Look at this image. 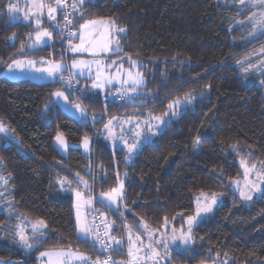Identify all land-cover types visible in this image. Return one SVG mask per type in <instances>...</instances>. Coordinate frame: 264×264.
I'll list each match as a JSON object with an SVG mask.
<instances>
[{
  "label": "trees",
  "instance_id": "16d2710c",
  "mask_svg": "<svg viewBox=\"0 0 264 264\" xmlns=\"http://www.w3.org/2000/svg\"><path fill=\"white\" fill-rule=\"evenodd\" d=\"M8 3L0 0V73L24 57L70 63L64 29L54 32L51 45L31 49L38 29L33 22L11 19ZM250 13L231 0H87L73 10L75 31L83 20L95 19L125 29L122 52L113 57L140 62L148 92L139 97L145 102L118 105L92 92L89 83L88 94L82 95L78 79L71 98L81 100L88 120L52 103L51 93L64 89L63 84L0 74V124L8 131V139L0 135V170L10 190L9 204L0 211V264H39L40 253L51 250L99 256L94 241L81 239L74 196L59 182L85 185L99 198L122 177L124 206L114 210L113 236L123 231L122 224L136 231L142 224L153 230L168 223L181 226L195 214L201 193H222L224 203L195 227L187 251L170 252L171 263L264 264V199L247 202L233 190V181L242 175L240 158L264 165V73L245 75L240 66L264 42V36L250 40L238 27ZM189 94L196 97L194 105L144 143L132 162L103 134L114 116L163 115L169 103ZM58 132L69 142L67 155L55 144ZM85 137L93 141L90 156L81 146ZM26 218L47 225L43 234L32 236L30 250L20 246L16 235L19 220ZM145 242L146 251L150 241ZM115 255L129 261L126 254Z\"/></svg>",
  "mask_w": 264,
  "mask_h": 264
},
{
  "label": "rangeland",
  "instance_id": "374dc122",
  "mask_svg": "<svg viewBox=\"0 0 264 264\" xmlns=\"http://www.w3.org/2000/svg\"><path fill=\"white\" fill-rule=\"evenodd\" d=\"M52 1L55 3V0H52ZM74 2H77V4H78V0L77 1L72 0V4ZM85 2H86V0H85ZM29 4H32L31 0H29ZM255 12L257 13V15L259 14V10L255 11ZM115 27H116V29H120L117 26H115ZM57 28L59 30L64 29L63 23H61V22L57 23ZM80 31H82V30H79V32L75 31L76 35L73 37V39L71 41V47L80 45V43H81L80 38H79L80 37ZM256 32H258V31H256ZM84 41L85 42H84L83 48L86 50L72 51L71 47L69 50L70 70H72L71 72L74 75V77L75 76L79 77V79L81 81H83L82 82L83 87L81 89L82 95L88 94L87 83H89V87L91 88L92 92H98L99 91L104 95L108 94L109 95L108 97L113 98V96H112L113 89H117V90L121 91L125 95V97L127 96L126 97V103L127 104L128 103H139V102H145L146 101V99H143V98L133 99L131 97V95H133V94H135V95L139 94L141 96H146V94L148 93L146 90V79H145L143 72L141 70L142 64L140 62H138L137 60L132 59L131 57H129L128 63L125 61L124 62L120 61V59L117 57H113V54L115 53V49L118 46L119 38L116 35V33L114 31H112L111 28H106V27L101 28L100 25H95V27L92 28L91 32L85 33ZM108 41H112V43L108 44ZM105 45L108 46V50H105ZM42 46H45V45H42ZM263 57H264V46L262 49L254 52V53L249 52L248 54H246V56L244 57V59L240 63V66L243 70V73L245 75H253L252 73L263 74L264 73V59H262ZM254 58H257V59L254 60ZM17 60H22L25 62L28 60L35 61L36 62L35 67L36 68L48 67L52 64H61L62 70L60 73L57 74V76L60 75L61 73H63V71L67 69V63L65 62V60L56 61V60H51V59H46V58H36V57H24V58H19ZM73 60L77 61V63H78V66L75 68L72 66ZM133 62H134L135 66H133ZM248 62H251V67H249L247 65ZM11 65H12L13 69H15V71L13 73H10L8 70V67H6L3 70V72H1L0 74L4 75L10 79H13V80L30 79V80L35 81V82H53L54 81L53 79L49 78L46 73L42 74V73L34 71L32 67L27 65V63H25L23 69H16L15 65L13 63H11ZM245 69H247V71H245ZM129 71H131L133 74L139 72L143 75V78H144V85L137 88V90L135 92H133L131 90V82H129L128 84L122 83L123 80L128 79L127 74ZM98 74H99V80L97 79ZM108 80H111V83H108L107 82ZM93 83H102L104 86L102 88H94L92 86ZM64 86H65V88L61 89L60 91H63L65 93V95L68 96L69 99H68L67 103H65L61 99L58 106L60 108H62V110L73 115L76 118H79V119L84 118V119L88 120L89 119V113L87 112L84 104L78 98L72 99L71 96H72L73 92H72L71 88L67 85H64ZM76 94L77 93H75V95ZM54 99L56 100L57 98L54 96ZM184 100H185V97L177 99L176 101H174V102H177V101L180 102V104H179L180 113L191 108L194 105V101H195V100H193L191 104H188L187 106H185V104L183 103ZM73 103L79 104L81 106V108L84 110L83 116H82L80 110H78L72 106ZM150 114L152 116H161L165 120L168 119V117H166V116L155 115L152 113H148L145 116H140L139 114H129L128 116H114L112 119L111 118L108 119L105 124H107L108 121L111 120V125H109V128L111 129V132H112V135L110 136L111 142H112L111 146L113 148H118V146H119L118 144L122 140H123V142L127 141L129 143H132L133 140L138 139V137L135 136L136 131H140L142 137L143 136H151V133L147 131V127H146V123H145L146 121H149L151 119ZM179 116L173 117L172 120L177 119ZM151 123H152L153 130H154L155 126L157 124V121L151 120ZM137 125H139V128H137ZM161 127H163V125H161ZM103 128H104L105 132L108 133V135H109V130L105 129V127H103ZM4 133L8 134L7 129ZM156 136L151 137V141H153ZM121 137H123V139H121ZM64 138L66 139L65 136H64ZM87 139L89 141V151L86 152L84 149V152L88 156H90L93 152V141L89 137H87ZM66 142H67V145L69 146V142L67 141V139H66ZM55 144L57 145V147L60 149V151L64 155H67L68 147L66 150L63 148H60L56 142V139H55ZM81 146H82V148H84L83 143ZM198 148H199V144H198ZM126 152H127V156H128L129 155L128 149L126 150ZM133 158L134 157L132 155L131 160L127 159V161L132 162ZM242 161H243V164H242ZM239 165H240V168L242 171V175L240 176V178L235 180V181H239V185L233 183V190L235 192H237L238 194H239V191H236V188L238 186L243 188L245 185V175H244L245 167L252 168V166L255 165V169L253 171H251L248 175V179L251 181H254V182L257 179L256 172H259L262 169H264V165H262V164H253L252 165V164H249L247 160L242 159V158L239 159ZM121 182H123V195H122V198L118 199L115 204L106 200V198L103 197L101 195V193L99 194V196H100L99 198H101V200H104L108 205H110L114 210H116L118 212L124 206L123 205V197H124V192H125V184H124L125 178L122 177L121 180L119 181L118 185L115 188H119ZM83 187L84 188H77L76 187L77 190L75 189L74 191L76 192L79 190V192L81 193V197H80L79 201L78 200L76 201V205H78V211L80 213L81 222L84 224H88V221H87L88 215H86V213L82 209H83V207L86 208V205H84L86 200H89L91 205H92V199H91L92 195L91 194H94V193H91V194L87 193L86 187L85 186H83ZM261 187H264V185H262ZM9 191L10 190L8 188V179L2 174V172L0 170V211L5 209L9 204V199L7 198ZM203 194L204 195H202V193H201L196 198V201H195L196 206H197V199L198 198L201 202H204L205 196L211 197L213 195V194H209V193H203ZM215 194H217V196H218L217 204L213 206L212 212L207 213V214H203V213L201 214L203 219L211 216L214 213V211L224 203V195H220L221 193H215ZM239 196H240V194H239ZM259 196H260L259 192H254L252 200H254L256 197H259ZM251 201H247V202H251ZM76 214H77V212H76ZM203 219H198L197 224L193 226L192 240L189 242L188 245L181 244L179 240L176 241V244L180 245V250L193 245V243H194V229ZM145 225L146 224H143V226H141L140 230H137V231L133 230V229L127 230V240L129 242V244L132 243L134 248H136V247L141 248L140 252H143L145 250V248H144V245L146 243L145 238L150 242H154L155 240H159L161 238H168V244L170 246L169 247V253H170L176 248V244L172 243L170 237L173 235L179 237L181 235V229H183L184 231L187 230V220L181 226H175L174 224L168 223L166 225V227L162 230H153L148 226H147V230H145V227H144ZM34 226L37 229L35 234L33 233ZM46 228L47 227H44L39 222H37V223L31 222L27 218L26 219H20L18 222L17 233L21 229H23L24 234L29 238V242H30V239L32 238V236L41 235V233H43ZM148 232L152 233V240H149ZM129 235H131V241H129ZM138 236L140 237L139 240L137 239ZM17 238L19 240L18 236H17ZM123 239H124V235H123ZM155 245L158 247L157 244H155ZM159 245L161 246V247L159 246V248L161 250H163L162 244H159ZM25 249L30 250L31 248H25ZM61 251H67V250H51V251H45V252L59 253ZM139 254L140 253H138V255ZM39 264H57V256L53 255L51 257V261H50L48 256L42 257L40 255L39 256Z\"/></svg>",
  "mask_w": 264,
  "mask_h": 264
},
{
  "label": "snow or ice",
  "instance_id": "6c2138e0",
  "mask_svg": "<svg viewBox=\"0 0 264 264\" xmlns=\"http://www.w3.org/2000/svg\"><path fill=\"white\" fill-rule=\"evenodd\" d=\"M239 4L241 5H245V0H238ZM32 3V7L28 10L24 12V19L25 20H29L30 17L34 16L35 17V24L37 25V28H40V25L42 23L40 16L43 14V9L47 8V13H48V19L49 20H55V15L54 13L57 12V6H65L66 4V0H55V6L53 5H47L44 3V0H31ZM85 0H78V4L79 5H84ZM78 4L76 2H74L71 7L76 10L78 8ZM257 6H259V14L257 15L256 12L252 13V17L250 19H252L253 22V30L254 31H259L260 33L264 34V0H248V4L246 5V7H252V8H256ZM7 12L10 16L11 19H19V16H16L14 14L19 13L20 12V7L18 5V3H12L11 0H9V3L7 4ZM32 9H35V11H33ZM83 15V14H81ZM65 19H67V16H65ZM68 23L71 24L72 21L68 20ZM101 24V21L99 20H83L82 23L79 24V29L82 30L80 31V45L78 46H72L71 50L72 51H81V50H86L83 48L84 45V36L86 32H91L92 31V27L95 25H99ZM106 28H111L112 30H117L119 32H124L125 29L120 28V29H116L115 27V22L113 21L110 25H105ZM31 35V34H30ZM70 35H76V33H70ZM14 38V37H10ZM47 38V40H51L52 39V32L48 31L47 29H42V30H37L35 33V44H45L47 42V40L45 39ZM112 41H108V44H111ZM105 50H108V46L105 45ZM20 51H23V45L21 46ZM115 51L119 52L120 48L117 46V48L115 49ZM12 63L15 65L16 69H23L25 63H27L28 66L32 67L34 71L39 72V73H46L47 76L51 79H53L54 81L57 79L63 80V76H57L58 73L61 72L62 70V66L61 64H52L48 67H41V68H36L35 61L32 60H28V61H22V60H13ZM72 66L75 68L78 66L77 61L73 60V64ZM133 66L134 62H133ZM249 67H251V65H249ZM8 70L10 73H13L15 71V69H13L12 65L10 64L8 66ZM245 71H247V69H245ZM82 74V73H81ZM128 79L123 80L122 83L124 84H128L129 82H131V90L133 92H135L137 90V88H139L140 86L144 85V78L143 75L139 72L133 74L131 71L128 72ZM97 79L99 80V74L97 76ZM108 83H111V80L107 81ZM262 83H264V81H261ZM94 88H102L104 85L102 83H93L92 85ZM207 87H210V85H207ZM52 96H55L57 99L55 101H52L53 104H57L59 105L60 100L62 99L65 103H67L68 101V96L65 95V93L63 91L57 90L53 93H51ZM203 97V93H201V98ZM196 97L192 96V95H187L185 97V100L183 101V103L185 104V106H187L188 104H191L193 100H195ZM179 104L180 102H174V103H169L168 104V110L165 111L163 113V116L168 117L167 120L163 119L161 116H152L150 114L151 119L149 121H146V127H147V131L151 133V136H141V132L140 131H136L135 132V136L138 137V139H135L132 141L131 144H129L127 141H124V145L125 147H127L128 149V153L129 155L126 157V159L131 160L132 158V153L138 151L140 149V147L142 146V143H149L151 142V137L156 136L158 134H163L164 130L171 124L172 122V118L173 117H177L179 116L181 113L179 111ZM74 108L78 109L81 111V114L83 116V112L84 110L81 108V106L79 104L73 103L72 105ZM45 107L47 108L48 105H45ZM93 119H95V117H93ZM151 120H155L157 121V124L155 126V129L153 130V126L151 123ZM109 125H111V120L108 121L107 124L104 125L105 129L109 130V136L112 135L111 129L109 128ZM161 125H163V127H161ZM137 128H139V125H137ZM6 129L3 126V124H0V132H5ZM107 138V137H106ZM56 142L59 145L60 148L63 149H67L68 145L66 142V139L64 138V134L61 132H58L56 137ZM121 139H123V137H121ZM197 144H199V141H197ZM83 147L85 149V151H89V141L87 139V137H85L84 142H83ZM243 164V161H242ZM255 169V165L252 166V168H248L245 167L244 170V175H245V185L243 188L241 187H237L236 191H239L240 194V198L246 201H251L253 199V193L254 192H259L260 199H264V187H261L262 185H264V169H262L259 172H256V181H251L248 179V175L251 171H253ZM234 184L239 185V181H233ZM101 195L103 197L106 198V200L110 201L111 203L115 204L117 202L118 199L122 198L123 195V182L120 183L119 188H112L110 191L108 192H102ZM202 195H204L202 193ZM220 195H223L222 193ZM76 197L77 200L79 201L80 197H81V193L79 191H76ZM217 200H218V196L217 194H213L211 197L205 196L204 197V202H201L199 200V198L197 199V206L195 208V215H191L187 218V230L184 231L183 229H181V235L179 237L173 235L170 237L171 241L173 244H176V241L179 240L181 244L184 245H188L189 242L192 240V231H193V226L197 224L198 219H203L202 217V213L203 214H207L212 212L213 210V206L217 204ZM99 203L104 204L105 201L104 200H100ZM78 208V205H77ZM165 220H167V218H165ZM39 223L41 225H43L44 227H47V225L44 223V221H39ZM76 225L78 228V232L80 234H82L81 239L86 242L87 239L90 236H94V243H99L100 244V248L102 251H107L108 249L111 248V244L110 243H106L104 240L99 239V232L97 230L96 234H93V231L90 227H88L86 224L81 222V217H80V213L77 210V214H76ZM145 230H147V225L144 226ZM37 231V229L33 228V233L35 234ZM43 234V233H41ZM107 235V233H105ZM19 237V243L20 246L23 248H32L33 245L32 243L29 242V238L24 234L23 229H21L17 234ZM148 237L149 240H152V233L148 232ZM109 239L111 241H114L117 245H120L121 241L117 240L116 237L111 236L109 237ZM137 239L139 240L140 237L138 236ZM129 241H131V235H129ZM155 244H162L163 246V250H164V254L165 255H169V244H168V238H161L159 240H155L154 241ZM147 247L149 248L148 252H145L144 256L141 257L138 255V253L141 251V248L133 247V244L130 243L129 247H128V257H129V261L128 264H138V262L141 259H154V258H159L161 256L160 251L155 248L153 246V244H149L147 245ZM111 250L113 252H119L120 249L119 248H111ZM175 251L179 252L180 251V245L176 244V248L174 249ZM184 251H187V248L184 249ZM40 255L42 257L44 256H48L49 260L51 261V257L53 255L57 256V264H73V261H79L80 264H119V262L117 261H113L112 260V256L109 255L106 259H104L103 261H101L99 259V257L96 258L95 261H90V258L88 256H86L83 253H79L74 252L72 250H68V251H61L59 253H51V252H41ZM155 264H159V260L156 259L155 260Z\"/></svg>",
  "mask_w": 264,
  "mask_h": 264
},
{
  "label": "crops",
  "instance_id": "0c3cea01",
  "mask_svg": "<svg viewBox=\"0 0 264 264\" xmlns=\"http://www.w3.org/2000/svg\"><path fill=\"white\" fill-rule=\"evenodd\" d=\"M77 1V0H75ZM87 1V0H86ZM13 3H18L19 7H20V12L19 13H16L14 15L16 16H19V19H14V21H23V22H33L35 24V17L32 16L29 18V20H25L24 19V12L25 11H28L31 7H32V4H29V0H13ZM44 3L47 4V5H53L55 6V3L52 1V0H44ZM77 3V2H76ZM231 4L232 5H236L237 7H239L240 9H249L251 11L250 15L244 20V21H239L238 22V27H240V29L242 30L243 34L245 36H247V38H249L250 40H255V39H258L260 37H263L264 34L260 33L259 31L256 32L253 30V22H252V19H250L252 17V13L255 12V11H260L259 9V6H257L256 8H252V7H246V5L248 4V0H245V5H241L239 4L238 0H231ZM81 5L78 4V8L80 7ZM77 8V9H78ZM33 11H35V9H32ZM55 15V20H49L48 19V13H47V8L43 9V14L40 16V19L42 21L41 25H40V28L38 29L37 28V25L35 24L36 28L38 30H42V29H47L48 31L52 32V39L51 40H47V38H45L47 40V42L45 44H35L34 41H35V34L33 35V38L31 40V49H34V50H37V49H40L42 47H45V46H48V45H51L54 41V32L55 31H58L59 27L57 28V23L61 22V7L60 6H57V12L54 13ZM95 20H99L101 21V24H99L101 26V28L105 27V25H110L112 23V21L110 20H106V19H95ZM116 26V25H115ZM95 26H93L92 28H94ZM116 33V35L118 36L119 38V41H118V47L120 48V51L117 52L115 51V53L113 55H117L119 53L122 52V45H121V38L122 36L125 34V31L124 32H119L117 30H112ZM37 45V46H36ZM42 45H45V46H42ZM42 46V47H41ZM117 46V45H116ZM264 46V42L260 45V46H257L255 47L254 49H252V53L262 49ZM71 47V46H70ZM70 50V49H69ZM120 59V61H125L128 63V60H129V57H117ZM257 58H254V60H256ZM264 59V57L262 58ZM252 62V61H251ZM251 62H248V66L251 65ZM72 71V70H71ZM257 71V70H256ZM76 77V76H75ZM77 79H79V77H76ZM99 92V91H98ZM100 94H102L101 92H99ZM104 95V94H103ZM135 94L131 95V97L133 99H136L134 97ZM106 96V95H105ZM107 96H109L107 94ZM127 97V96H126ZM125 102H126V98H125ZM129 114H123L121 116H128ZM144 116V115H143ZM112 119V118H111ZM139 123V122H138ZM137 124V123H136ZM103 134L105 136V138L110 142V144L112 145V142H111V138L110 136L108 135V133L105 132L104 128H103ZM129 143V142H128ZM131 144V143H129ZM144 143H142V146H143ZM118 148H121V149H124L125 151L127 150V147H125L124 145V142L123 140L120 141V143L118 144ZM141 146V147H142ZM140 147V149H141ZM139 149V150H140ZM60 150V149H59ZM84 150V148H83ZM138 150V151H139ZM134 152L132 153L133 157L137 154V152ZM61 152V151H60ZM62 153V152H61ZM63 154V153H62ZM64 155V154H63ZM60 186H61V189L64 191V192H71L74 196V208H75V212H77L78 208H77V205H76V201H77V197H76V192L74 191L75 189L77 190V188H73L71 187V185L65 181V180H62L59 182ZM84 185V184H83ZM85 186V185H84ZM79 191V190H78ZM100 197V196H99ZM101 199V198H100ZM106 203V202H105ZM107 204V203H106ZM86 205V208L83 207V211L86 213V215H88V224H86L88 227H90L93 231V234L95 235L96 232L94 231L93 229V226H92V222H91V210H92V205L90 203L89 200H86L85 201V204ZM108 205V204H107ZM110 206V205H108ZM111 207V206H110ZM112 208V207H111ZM113 209V208H112ZM114 210V209H113ZM108 221H109V225L111 227V231L112 229L114 228V226L116 225V221H115V216H108ZM120 226V225H119ZM143 226V224H142ZM120 229H122L123 231H121V233L119 234L118 237H116L117 240H120L121 243L120 245H117L115 243V247L116 248H119L120 249V253L121 254H126V256H128V247H129V242L127 240V230L128 229H133L135 230L134 228L130 227V226H126L124 224H122L120 227ZM80 237L82 236V234H80ZM123 235H124V239H123ZM88 239L94 241V236H90ZM124 242V243H123ZM158 246H160L159 244H157ZM161 247V246H160ZM144 248H146V244L144 245ZM139 256L143 257L144 254H145V250L143 252H139ZM129 258V257H128ZM138 264H152L151 261L149 259H141Z\"/></svg>",
  "mask_w": 264,
  "mask_h": 264
},
{
  "label": "built area",
  "instance_id": "2783aa9c",
  "mask_svg": "<svg viewBox=\"0 0 264 264\" xmlns=\"http://www.w3.org/2000/svg\"><path fill=\"white\" fill-rule=\"evenodd\" d=\"M72 5V0H66V4L65 6H60L61 7V16H62V21H63V26H64V35H65V45H66V60L68 59V55H69V48L71 45V41L73 39V35H70V33H75V28H74V23H73V8L71 7ZM65 16H67V19H65ZM68 20H71L72 23L69 24ZM67 69L63 71V73H61L59 76H63V80L57 79L55 80L57 83H61L63 85H67L71 88V90L74 93L78 92L79 89V82L77 81V79L74 77V75L72 74L71 70H70V63L67 62ZM112 96L113 99L115 101V103H117L118 105H121L124 102L125 99V95L117 90L114 89L112 92ZM0 135L2 137H5L8 139V136L6 133L4 132H0ZM91 199H92V226L95 230V232H99V239L104 240L106 243H110L111 244V248H115V242L111 241L109 239V237L112 236V232H111V228L109 225V221H108V216H114V211L112 208H110L107 204H101L99 203L100 199L95 195V194H91ZM107 233V235L105 234ZM153 244V246L155 248H157L160 253L161 256L159 258H154L151 259V263L155 264V260L158 259L159 260V264H172L170 261V255H165L164 251L161 250L159 247H157L154 243L149 242V244ZM98 250L100 251V255L97 256L99 257V259L101 261H103L104 259H106L109 255L112 256V260L113 261H117L119 262V264H128V261L123 260V259H118L115 255V252H113L110 249H108L107 251H102L100 248V244L96 243ZM149 248L145 251L148 252ZM86 255V254H85ZM88 256V255H86ZM89 257V256H88ZM90 258V261H95L96 258ZM73 264H80L79 261H73ZM111 264V262H110Z\"/></svg>",
  "mask_w": 264,
  "mask_h": 264
}]
</instances>
